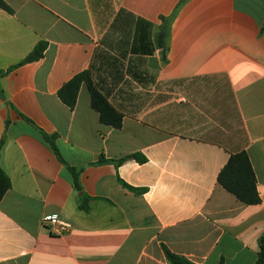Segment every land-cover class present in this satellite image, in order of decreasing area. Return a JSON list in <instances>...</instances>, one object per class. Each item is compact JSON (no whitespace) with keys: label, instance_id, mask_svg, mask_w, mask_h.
<instances>
[{"label":"crops","instance_id":"0c3cea01","mask_svg":"<svg viewBox=\"0 0 264 264\" xmlns=\"http://www.w3.org/2000/svg\"><path fill=\"white\" fill-rule=\"evenodd\" d=\"M4 1L12 13L0 9V71L38 42L46 48L0 77V167L10 182L0 264H169L162 246L193 264H255L264 236V0H117L104 19L93 0ZM171 15L163 61L157 34ZM85 70L122 115L120 129L99 122L84 84L72 110L58 99ZM22 117L57 136L59 157ZM241 151L257 205L217 183ZM134 153L146 162L99 163ZM52 216L69 230L49 233L43 220Z\"/></svg>","mask_w":264,"mask_h":264},{"label":"trees","instance_id":"16d2710c","mask_svg":"<svg viewBox=\"0 0 264 264\" xmlns=\"http://www.w3.org/2000/svg\"><path fill=\"white\" fill-rule=\"evenodd\" d=\"M0 9L11 14L12 9L6 4L4 0H0ZM123 10H119L117 16L122 13ZM173 15L170 17H161V25L157 34V46L161 51L162 60L166 61L165 53L167 51V38L169 34V26L172 21ZM46 48L45 42H38L33 50L16 66H13L6 71H0V77L11 71L13 68L20 65L34 62L39 60L43 56V52ZM86 85L89 96H90V106L97 112L99 122L102 125L111 127L113 129H120L122 124V115L117 112L107 101V99L97 90L91 80L90 70H85L75 76H73L69 81H67L58 91V99L69 109H73L76 104L77 95L81 85ZM25 122L34 127L43 137V139L49 144L53 153L59 157L57 147H56V135H48L38 127H36L33 122L29 119L22 117ZM4 145V137L0 139V156L1 149ZM127 160H134L138 164H144L146 158L139 153H134L127 155L118 160H105L102 156L99 159V163L113 162L116 166H119ZM72 178L73 185L77 191H80L78 183V171L68 167ZM121 185L133 192L136 195L142 194L145 189H135L125 183L119 181ZM217 183L228 193L232 194L241 204L245 206H253L260 203V198L257 192L256 177L251 166L249 157L245 151H241L229 156L226 164L219 171L217 175ZM10 188V182L8 177L2 171L0 167V201L3 198L5 192ZM87 198L81 197L79 202V209L86 212L88 211ZM163 253L169 264H193L187 259L173 254L165 246H162ZM255 264H264V236L260 237L258 240V253L257 260Z\"/></svg>","mask_w":264,"mask_h":264},{"label":"built area","instance_id":"2783aa9c","mask_svg":"<svg viewBox=\"0 0 264 264\" xmlns=\"http://www.w3.org/2000/svg\"><path fill=\"white\" fill-rule=\"evenodd\" d=\"M43 226L49 233L56 235L64 234L69 230V226L60 221L56 216L44 218Z\"/></svg>","mask_w":264,"mask_h":264},{"label":"rangeland","instance_id":"374dc122","mask_svg":"<svg viewBox=\"0 0 264 264\" xmlns=\"http://www.w3.org/2000/svg\"><path fill=\"white\" fill-rule=\"evenodd\" d=\"M92 1V0H91ZM117 0H93L92 4L94 3L96 5V12L95 13H100L103 14V19H104V14L106 15L108 7L115 3Z\"/></svg>","mask_w":264,"mask_h":264}]
</instances>
